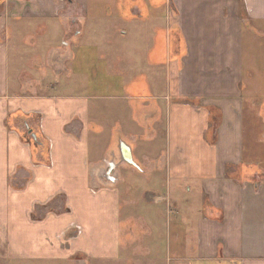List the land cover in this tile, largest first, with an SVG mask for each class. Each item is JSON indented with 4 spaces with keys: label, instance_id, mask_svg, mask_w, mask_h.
<instances>
[{
    "label": "crops",
    "instance_id": "1",
    "mask_svg": "<svg viewBox=\"0 0 264 264\" xmlns=\"http://www.w3.org/2000/svg\"><path fill=\"white\" fill-rule=\"evenodd\" d=\"M89 1L0 0V260L112 263L143 241L162 264H264V66L256 96L243 59L264 0H168L162 26L133 5L142 53L103 68Z\"/></svg>",
    "mask_w": 264,
    "mask_h": 264
},
{
    "label": "rangeland",
    "instance_id": "2",
    "mask_svg": "<svg viewBox=\"0 0 264 264\" xmlns=\"http://www.w3.org/2000/svg\"><path fill=\"white\" fill-rule=\"evenodd\" d=\"M167 2L168 0H151V1H145V0H138V1H130V0H97V1H89V6H88V12L90 13L91 11L95 12V18L97 19L96 24H92L91 20H89V25H94V26H99L100 30L102 31V34L100 35V40L97 41L96 43H91L94 46L98 47V59L102 65L103 68V63L106 59H114V60H119V58L123 60L130 59L128 58V54L133 51L134 54L138 53L141 54L142 50L141 49H135L134 45L135 42L131 41L128 37L123 35V33L127 32L130 34V29H138V26H132L130 24V21L132 19H135V21L138 19L137 17L132 18L131 10L132 6L135 5L137 9L140 11L142 16H146V13L149 16H152L151 14H155L156 18H158V21L156 25L162 26L164 20V14L166 15L165 11L167 9ZM140 21V20H139ZM152 21V19H150ZM168 18H166V28H165V33L169 37V41L172 43L173 41V35L174 32H172V27H169L167 24ZM115 25V28H112V26ZM151 26V24L149 23ZM155 26V25H154ZM151 28V27H150ZM171 28V31L169 32V29ZM144 30H147L145 27ZM139 34L141 35V31H139ZM257 35V34H256ZM151 37V35H150ZM256 40H251L250 36L248 34L245 35L244 39V62H245V82L246 86L254 92V94L257 96V55L262 56L261 62L264 66V38H262L263 45L261 44V48L257 47V37H255ZM109 40H112V43L109 44ZM150 43H151V38H150ZM89 44V43H88ZM140 44V43H139ZM134 47V48H133ZM256 63V75L254 77V82H249L251 81L248 76V73L251 70V64ZM100 65V66H101ZM99 67V66H98ZM97 67V68H98ZM96 68V69H97ZM120 68V65H119ZM142 67L138 66V73H141ZM89 83L91 82L92 86V78L91 81H88ZM56 91V89H55ZM120 93V91H119ZM247 102L251 108L257 107V98H247ZM165 117V114H163ZM90 128L92 132V123H90ZM121 127L120 125L115 126V129L113 132H116L117 130L120 131ZM107 129L103 133V136L105 135ZM117 131V132H119ZM210 137V133H209ZM257 139L259 140V136H257ZM210 140V138H209ZM208 140V141H209ZM249 141V140H248ZM248 143V142H247ZM110 147V146H109ZM114 149V147L107 148L105 150H99L94 152L92 147H91V153L94 154L95 156H105L107 158H110L111 156V150ZM130 178H128V181ZM169 197L175 196L179 200V202L183 203L184 205H193L197 204L198 206H201L202 203L204 202V197L203 195L199 192H191V193H185V191L178 193L177 195H174L173 190L171 195H168ZM139 197V196H138ZM139 205H143L144 200L137 199ZM164 204H168V209L171 212V216L177 214V211L170 207V202L169 200H166ZM145 205V204H144ZM136 212H138V208H135ZM142 211V207H141ZM143 211L145 209L143 208ZM187 211H182L180 217L181 218H187V215L185 214ZM157 213H160L159 211ZM144 242L140 241H135L132 246V248L135 247L133 251V256L132 258L130 257L129 259L126 260L123 259L122 261L118 262H112L106 261V262H98L97 264H162L161 259L157 258H152V260L148 257H142V251L137 249V246H141ZM132 248H127L128 250V255L129 253L132 252ZM135 253V255H134ZM10 256V255H9ZM81 257H84L83 259H80ZM0 264H96V262L93 261V259L85 256V255H80L77 254L71 259H66V258H60L57 256H50V257H37L34 259H27V258H19L15 256H10L3 260H0Z\"/></svg>",
    "mask_w": 264,
    "mask_h": 264
},
{
    "label": "water",
    "instance_id": "3",
    "mask_svg": "<svg viewBox=\"0 0 264 264\" xmlns=\"http://www.w3.org/2000/svg\"><path fill=\"white\" fill-rule=\"evenodd\" d=\"M110 170V169H109Z\"/></svg>",
    "mask_w": 264,
    "mask_h": 264
}]
</instances>
